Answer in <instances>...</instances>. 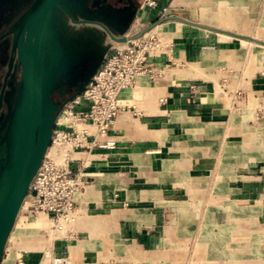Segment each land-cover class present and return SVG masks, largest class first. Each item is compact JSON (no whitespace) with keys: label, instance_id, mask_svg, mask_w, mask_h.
<instances>
[{"label":"crops","instance_id":"crops-1","mask_svg":"<svg viewBox=\"0 0 264 264\" xmlns=\"http://www.w3.org/2000/svg\"><path fill=\"white\" fill-rule=\"evenodd\" d=\"M158 1L138 0L120 25L104 8L74 9L119 38L167 18L150 29L165 48L122 92L128 107L100 145L75 154V220L62 231L50 223L39 230L49 242L26 250L19 213L1 264H264V57L243 24ZM67 41L96 58L77 95L119 42L95 23H78Z\"/></svg>","mask_w":264,"mask_h":264},{"label":"water","instance_id":"water-1","mask_svg":"<svg viewBox=\"0 0 264 264\" xmlns=\"http://www.w3.org/2000/svg\"><path fill=\"white\" fill-rule=\"evenodd\" d=\"M65 0H34L31 6L11 28L14 33L12 58L0 94V112L4 89L13 67L14 55L21 66V80L10 114L4 128H0V264L4 250L16 223L22 205L29 194L31 184L51 143L57 115L75 95L63 100L46 115L42 114V103L50 80L58 72L63 55L69 53L66 62H74L80 56L89 55L85 45L75 46L65 38L61 24V11L67 13L74 23H95L116 42H125L128 36L119 38L110 28L92 18L76 20L71 15ZM74 7L96 15L106 9L107 20L120 25L129 17H135L136 9L119 6L116 0H74ZM92 17V16H91ZM167 18L152 23L138 35L149 31ZM221 31V30H220ZM264 45V41L245 36ZM68 58V55H66ZM81 59V58H80ZM72 61V62H73ZM54 71V73H53ZM53 74V75H52ZM63 94L62 90H58Z\"/></svg>","mask_w":264,"mask_h":264},{"label":"built area","instance_id":"built-area-1","mask_svg":"<svg viewBox=\"0 0 264 264\" xmlns=\"http://www.w3.org/2000/svg\"><path fill=\"white\" fill-rule=\"evenodd\" d=\"M159 6L158 0L143 2L144 8ZM161 9L165 13L168 8ZM127 36V41L109 50L86 88L70 99L57 115L51 143L22 205L28 213L43 214L55 231H62L76 218L75 193L84 181L82 172L73 168L75 154L100 145L98 138L108 134L117 117L128 107L122 92L134 87L139 77L152 72L150 58L159 56L165 48L150 30ZM19 263L26 264L22 260Z\"/></svg>","mask_w":264,"mask_h":264},{"label":"rangeland","instance_id":"rangeland-1","mask_svg":"<svg viewBox=\"0 0 264 264\" xmlns=\"http://www.w3.org/2000/svg\"><path fill=\"white\" fill-rule=\"evenodd\" d=\"M187 1L182 0L180 4L190 5L195 9L199 8L201 11L203 10V12L197 13L200 18L215 23V17L217 16L222 26H224L222 22L229 19L232 26H227L228 28H235L236 23L243 24L244 30L248 35L258 37L264 41V0H192L189 3ZM246 44L253 48L255 54L258 53L264 57V45L261 46L252 41ZM65 64L60 67V70L50 80L43 103L44 111L42 114L44 116L48 110V96L50 92L54 89L57 91L62 90L63 92V88L65 90V88L71 89L72 87L73 90L78 89L94 70L96 58L95 55H85L82 63L74 66V68L67 67V63ZM20 217L21 226L24 227L22 229L24 231L21 233V248L37 250L49 242L48 236L45 239L39 236V230H42L40 232L42 234L45 231L43 229L49 227V219L40 213H28L25 209L20 211Z\"/></svg>","mask_w":264,"mask_h":264},{"label":"flooded vegetation","instance_id":"flooded-vegetation-1","mask_svg":"<svg viewBox=\"0 0 264 264\" xmlns=\"http://www.w3.org/2000/svg\"><path fill=\"white\" fill-rule=\"evenodd\" d=\"M33 1L34 0H0V94L4 88L5 76L9 71V64L13 56L12 45H13L14 33L11 31V28L17 23V21L21 18V16L31 6ZM116 1L117 2L120 1L123 6H127L129 8H135L138 3V0H116ZM64 3L67 4V6H69L73 18L76 20H81L78 19L77 17L78 13L74 11L75 8L81 9L80 5L74 7L75 4L74 0H65ZM61 18H62L61 24L63 25L62 29L65 34V38L68 39L72 34L73 27L76 26L78 23H74L72 18L63 11H61ZM127 20L130 21V18H128ZM66 55H68V58ZM14 57L15 59L13 62V67L11 69V73L7 79L6 86L4 89L3 105L0 112V128H4L7 122L8 116L10 114L11 106L16 97L21 80V66L17 55H14ZM69 57L72 58L71 54L69 53L63 55L60 67H62L65 63L68 62L67 60L70 59ZM80 58L78 57L76 62H74L72 59L71 62L67 63V67L74 68V66H77L79 63H82L83 56H80ZM72 90L73 87L71 89L65 88V90L63 88V94H59L56 89L52 90V92H50V95L48 96L49 106L47 109L53 111V109L63 100L65 95L69 96L71 92H73ZM44 101H45V97L43 103ZM43 103L41 108L42 112L44 111Z\"/></svg>","mask_w":264,"mask_h":264},{"label":"bare ground","instance_id":"bare-ground-1","mask_svg":"<svg viewBox=\"0 0 264 264\" xmlns=\"http://www.w3.org/2000/svg\"><path fill=\"white\" fill-rule=\"evenodd\" d=\"M225 22L231 24V22H229V19H226ZM37 224H38V223H37ZM239 253H240V252H239ZM245 255H246V253H245Z\"/></svg>","mask_w":264,"mask_h":264}]
</instances>
